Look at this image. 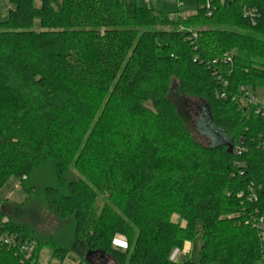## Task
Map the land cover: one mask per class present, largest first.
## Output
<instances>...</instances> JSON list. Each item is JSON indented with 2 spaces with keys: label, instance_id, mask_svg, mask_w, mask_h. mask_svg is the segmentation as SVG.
I'll return each mask as SVG.
<instances>
[{
  "label": "trees",
  "instance_id": "obj_1",
  "mask_svg": "<svg viewBox=\"0 0 264 264\" xmlns=\"http://www.w3.org/2000/svg\"><path fill=\"white\" fill-rule=\"evenodd\" d=\"M196 3L184 16L183 4L128 15L124 0H9L0 20V189L52 165L47 208L73 219L87 264H264V115L247 95L264 89V0ZM174 82L227 142L193 137ZM3 204L0 232L16 244L0 241V264L65 263L67 245ZM198 234V261L171 258Z\"/></svg>",
  "mask_w": 264,
  "mask_h": 264
},
{
  "label": "rangeland",
  "instance_id": "obj_2",
  "mask_svg": "<svg viewBox=\"0 0 264 264\" xmlns=\"http://www.w3.org/2000/svg\"><path fill=\"white\" fill-rule=\"evenodd\" d=\"M155 7L164 12H174L178 8V4H183L182 15L194 14L197 11L196 0H152ZM126 13L132 15L136 5L148 6V0H124ZM9 0H0V20H5L9 16ZM36 22V27H38ZM178 83H173L172 99L178 106L179 112L185 120L193 137L202 145L209 146L214 143H225L228 138L225 134H219L210 125L207 116L203 113V105L205 102L183 95L178 89ZM251 95L255 96L261 106L264 107V89L257 88L251 90ZM208 133H211L209 135ZM213 139V140H212ZM69 177H79L78 171L72 169ZM34 185L35 188L29 192L27 188ZM47 185H57V178L52 165H45L28 182L27 188L21 185L16 177H11L7 183L0 189V198L4 203L6 214L18 222L26 223L31 226L37 237L48 240L56 238L59 242H63L71 249L66 256L64 264H87L83 259L85 249L79 242L74 240V221L72 218L67 220L57 219L47 208L45 187ZM106 194H101L97 203V209L100 210L106 199ZM177 218V217H174ZM198 230L201 229V222L197 224ZM187 243V248L184 250V245ZM202 243L201 234H198L192 241H187L181 248H175L171 254V258L181 260L182 256H188L198 261L200 258V246ZM113 245L121 249H125L128 245L127 238L116 235L113 239ZM86 253V252H85ZM43 261H47L50 255L48 247L42 250ZM181 257V258H180ZM184 258V257H183ZM96 260V259H95ZM57 259L52 260V264H58ZM104 264H116L109 256L105 257ZM256 264H263L258 261Z\"/></svg>",
  "mask_w": 264,
  "mask_h": 264
},
{
  "label": "built area",
  "instance_id": "obj_3",
  "mask_svg": "<svg viewBox=\"0 0 264 264\" xmlns=\"http://www.w3.org/2000/svg\"><path fill=\"white\" fill-rule=\"evenodd\" d=\"M205 1H206V6L209 8L211 0H205ZM148 2L150 3V2H152V0H148ZM245 14L249 15V14H252V12L245 10ZM247 95H248L249 101L251 103H254V104L260 103V102H258V100L256 99L255 96L250 94V92H248ZM257 112H260L264 115V107L260 105L257 109ZM242 150H243V148L240 147L238 149V153H241ZM7 220L8 219L6 217H4L2 221L6 222ZM256 227L261 231V234L264 235V216L260 217V219L257 221ZM0 241L4 242L5 244H8L10 246L16 244L15 237L13 235L7 233V232H0ZM30 247L31 246L29 244H23L21 246V251L26 255L27 258L30 256V254H29ZM173 259L176 260V258H173Z\"/></svg>",
  "mask_w": 264,
  "mask_h": 264
},
{
  "label": "crops",
  "instance_id": "obj_4",
  "mask_svg": "<svg viewBox=\"0 0 264 264\" xmlns=\"http://www.w3.org/2000/svg\"><path fill=\"white\" fill-rule=\"evenodd\" d=\"M181 4V3H180ZM179 5V4H178ZM187 248V243L184 245V250H186ZM185 257V256H182V258ZM181 258V257H180Z\"/></svg>",
  "mask_w": 264,
  "mask_h": 264
}]
</instances>
